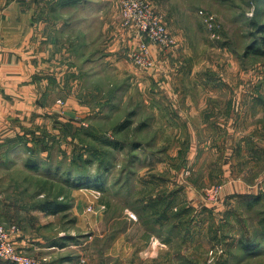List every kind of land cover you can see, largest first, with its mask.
Instances as JSON below:
<instances>
[{"label": "rangeland", "instance_id": "374dc122", "mask_svg": "<svg viewBox=\"0 0 264 264\" xmlns=\"http://www.w3.org/2000/svg\"><path fill=\"white\" fill-rule=\"evenodd\" d=\"M145 1L174 39L169 48L150 43L158 48L152 68L131 58L146 39L123 25L121 0H103L93 15L72 12L64 79L49 81V95L41 90L34 102L44 121L39 141L46 122L53 125L49 147L41 151L39 142L33 156L40 169L26 167L29 153L20 145L15 159L0 163V187L22 203H71L40 221L52 223L45 233L72 235L82 246L45 252L43 264L69 255L71 264H110L101 253L115 233L130 228L143 238L153 226L144 219L161 215L197 221L209 264L226 253L229 264H264V57L246 54L258 37L253 25L264 24V0ZM115 40L117 63L106 53ZM79 171L99 176L100 188L66 186L67 174ZM241 239L259 252L243 259Z\"/></svg>", "mask_w": 264, "mask_h": 264}, {"label": "crops", "instance_id": "0c3cea01", "mask_svg": "<svg viewBox=\"0 0 264 264\" xmlns=\"http://www.w3.org/2000/svg\"><path fill=\"white\" fill-rule=\"evenodd\" d=\"M104 4L103 0H31L29 3L0 0V145L15 141L19 135L33 138L38 134V124L44 121L39 120L42 110L34 102L41 90L46 89V96L49 95V81L64 79L61 74L64 75L66 65L71 62L68 43L72 12L85 11L93 15ZM127 29L136 32L135 27ZM78 46L81 50L83 46L87 47L86 43ZM118 47L115 40L106 52L116 63L119 56L113 52H117ZM150 48L156 58L157 46L150 44ZM52 109L48 106L43 110L51 112ZM46 123V133H52L53 125L49 121ZM12 152L2 148L0 162L15 159ZM77 204L79 207V201ZM44 213L25 210L22 201L8 198L0 187V222L19 226V233L14 236L18 248L40 258L45 252H63L82 246L79 241L67 240L70 235L62 232L59 235L45 233L44 227L52 223L45 225L46 222L40 221V218H47ZM125 220L136 224L129 218ZM144 220V224L149 222L153 226L144 228L143 238L136 239L130 228L126 232L115 233L110 242L104 244L101 257L104 254L106 259H111L110 264H209L208 247L199 246L196 241L200 235L206 236L205 232L196 231L198 227L192 225L197 221L193 223L192 218L175 216ZM100 224L102 221L93 226L97 229ZM106 235L99 234V237ZM225 256L222 255L216 264H229ZM71 258L69 255L49 263L71 264Z\"/></svg>", "mask_w": 264, "mask_h": 264}, {"label": "built area", "instance_id": "2783aa9c", "mask_svg": "<svg viewBox=\"0 0 264 264\" xmlns=\"http://www.w3.org/2000/svg\"><path fill=\"white\" fill-rule=\"evenodd\" d=\"M121 20L124 26L136 27L146 39L131 55L132 60L141 67L152 68L155 65L150 43L163 48H169L174 44L163 17L145 0H121ZM18 232L17 225L7 226L0 223V259L14 264L46 262L44 259L28 255L16 246L14 236Z\"/></svg>", "mask_w": 264, "mask_h": 264}, {"label": "trees", "instance_id": "16d2710c", "mask_svg": "<svg viewBox=\"0 0 264 264\" xmlns=\"http://www.w3.org/2000/svg\"><path fill=\"white\" fill-rule=\"evenodd\" d=\"M253 26L255 29V35L258 37H256V39L248 46L246 54H247V56L251 54V55L257 56V57H264V24L255 23ZM129 123L130 122L125 121L123 126H128ZM47 136L49 137V134H46V139H41L42 141L41 140L39 141L38 140L39 137H37L35 135L33 136V138H30L27 135H19L15 141H11L9 144L6 143L5 145H0V150L2 148L6 147L7 151L10 152L12 150L17 149L20 145H24L26 147L27 152L29 153V158L25 164L26 167H28L29 169H31L33 171H39L40 165H41L40 161L38 159H34V158H36V156L39 155V153L37 152V147H38L39 142H41L43 147H45V148H42L41 151H43V150L47 149V147H49V138H47ZM33 143H35V144H33ZM110 144H114L116 147L118 146L117 145L118 142H112ZM33 156H34V158H33ZM80 156L81 155H78L77 160H81ZM97 158L100 159L99 161H102V158L100 156H98ZM7 161L8 160L2 161L0 163L7 166V164H8ZM67 175H68V177H67L66 181L64 182V184L66 186H69L72 189L82 188V186H83L82 184H84V186H92L93 185L95 187L98 186V188H100V185L102 182L101 179L99 178V176L94 177V176L88 175L86 173H81L80 171L76 172L74 174L69 172ZM56 182H58V179L56 180ZM254 199H258V198L254 197ZM18 201L19 200H16V202H18ZM20 201H22V200H20ZM23 207L25 210H26V208H27V210L37 209V210H40L42 212H45V213L51 214V215H56L59 213L67 212V211L72 209L71 203L58 201L57 199H54L51 197L47 198L44 201L32 202L31 204L29 201H27L26 203H23ZM166 216L165 215L149 216L146 218H157V217H166ZM175 217H178V216H175ZM154 221H157V220H154ZM20 230H21V228H20ZM67 240L74 242L76 239L73 236H68ZM259 248H260L259 244L255 245L251 242L244 241L241 239V241H239L238 255H240V252H241L243 254L242 258L245 259L246 255L258 253ZM20 250L23 251V249H20ZM225 255H226L225 257L227 258V261L229 262L231 259L230 257H232V255L229 254V257H228L227 253ZM10 263L14 264L12 262L4 261V260L0 259V264H10ZM45 264H48V263H45Z\"/></svg>", "mask_w": 264, "mask_h": 264}]
</instances>
